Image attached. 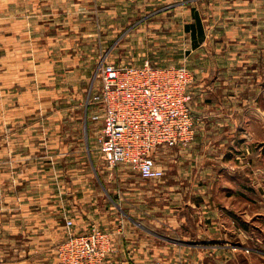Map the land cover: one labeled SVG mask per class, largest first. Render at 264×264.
Wrapping results in <instances>:
<instances>
[{
    "label": "crops",
    "instance_id": "crops-1",
    "mask_svg": "<svg viewBox=\"0 0 264 264\" xmlns=\"http://www.w3.org/2000/svg\"><path fill=\"white\" fill-rule=\"evenodd\" d=\"M213 2L209 15L225 22L205 28L204 41L190 53L196 139L185 149L162 153L166 174L159 187L139 191L138 174L117 173L128 180V193L108 197L128 212L125 222L113 216L112 206L82 204L89 190L87 104L85 127L44 122L64 112L56 99L79 97L90 77L91 57L84 54L88 23L74 10L79 4L0 0V99L12 101L0 112V195L6 203L1 262L57 264L51 248L94 224L113 235L114 251L105 264H155L160 256L167 260L162 264H183L178 246L190 234L213 244L239 234L245 248L264 259L254 238L257 230L264 238V142L254 122L264 114L257 103V84L264 81V0ZM195 14L204 20L194 10L193 21ZM221 29L225 41H214ZM68 218L74 220L71 228ZM171 252L175 262H168Z\"/></svg>",
    "mask_w": 264,
    "mask_h": 264
},
{
    "label": "rangeland",
    "instance_id": "rangeland-1",
    "mask_svg": "<svg viewBox=\"0 0 264 264\" xmlns=\"http://www.w3.org/2000/svg\"><path fill=\"white\" fill-rule=\"evenodd\" d=\"M75 4H79V9L75 8L74 10L83 14V23H88V36L86 38L89 48L84 50V54L91 57L92 65L86 66L90 77L88 82L83 83L81 86L83 91L79 93V97L72 96L70 99L68 97L56 99L57 106L60 109H65L64 112H58L57 115L48 118V120L42 117V119H45L44 122L79 123L85 127L84 116L87 104V91L90 86H92L90 89L95 90L99 84L96 79V71L102 60L107 59L108 62L136 64L147 58L159 64H183L189 67L192 65L190 62L192 38L190 33L186 31L185 26L188 22L193 21L192 13L194 10L202 13L207 31L212 30L215 23H218L216 24L218 27L219 22L224 21L213 19L209 15L211 6L216 5L215 2L210 4L209 0H74ZM220 4H223V1ZM219 32L221 34L217 36V39L213 36V40L218 42L225 41L227 36L223 35V29L219 30ZM257 90L259 93L258 106L264 107V81L257 84ZM75 102H81V104L76 105ZM8 104H12L11 99L9 101L8 99H0V112L2 107L7 108ZM47 105L50 106L48 103ZM72 107H78L79 109H73ZM262 116H258L254 122H256L259 128L260 136L258 135V138L264 142V114ZM31 118L32 116L30 118L26 116V119ZM88 123V137L90 140L88 152L89 190L86 196H82V204L89 205L94 209L104 207L109 209V206H112L115 212L113 216H117L121 220L128 222V212L126 213L124 209H120V206H116L112 202V197L119 193H128V187L125 185L128 180L118 178L117 173L130 172L132 169L123 164L113 169L109 168L102 158L99 144L95 143L100 133L101 124H94L90 120ZM83 146L85 147V145ZM168 151L169 149L162 153H168ZM83 154H86V152ZM1 170L0 163V175L2 173ZM112 172L113 176L111 177L110 174ZM160 182L162 180L153 182L137 178L136 187L139 191L151 190L159 187ZM108 195H111L112 201ZM5 205V200L3 201L0 195V218L2 213H5L1 211L2 208H5ZM259 217V215H256V221ZM250 224L253 227L254 225L258 226L253 221ZM93 227L98 226L94 224L91 228ZM261 232L264 235V230H261ZM191 236L193 235H185V240L191 243H200L201 245L192 246L181 243L182 246H178L179 262L181 260L183 264H258V260L260 259L258 256L257 260V255L255 256L252 251L245 248L246 244L242 242L239 234L230 236L228 242L214 244L204 241L198 242L199 240H203V237L199 236L198 238L193 236L194 238L191 239H194V241H192L190 239ZM111 237L113 242V235ZM169 238L177 239L173 234ZM254 238L258 242L259 248L264 249V238H261L258 230ZM66 240L55 244L51 248L56 251L57 264H65L60 254V248ZM45 246H49V244L45 243ZM173 248L175 251L176 247ZM113 251L114 244L112 245L111 253ZM176 257V253L171 252L168 262L172 260L175 262ZM164 262H167L166 258H161L160 256V259L155 264H162ZM9 263L15 264L16 261ZM263 263L264 259L261 258L259 264ZM0 264H6V262L0 261ZM27 264H31V262Z\"/></svg>",
    "mask_w": 264,
    "mask_h": 264
},
{
    "label": "built area",
    "instance_id": "built-area-1",
    "mask_svg": "<svg viewBox=\"0 0 264 264\" xmlns=\"http://www.w3.org/2000/svg\"><path fill=\"white\" fill-rule=\"evenodd\" d=\"M96 79L99 84L87 99V117L101 124L97 143L102 158L109 168L123 164L143 180H162L166 168L161 153L185 149L196 139L191 107L195 73L183 64L104 59ZM66 224L71 228L74 220L68 218ZM112 245L109 233L93 227L87 233H70L60 254L65 264H105Z\"/></svg>",
    "mask_w": 264,
    "mask_h": 264
},
{
    "label": "trees",
    "instance_id": "trees-1",
    "mask_svg": "<svg viewBox=\"0 0 264 264\" xmlns=\"http://www.w3.org/2000/svg\"><path fill=\"white\" fill-rule=\"evenodd\" d=\"M194 21L186 24L185 29L191 34L192 45H196L198 42L204 41L206 37L205 25L199 16V14L194 15ZM153 64L161 65L153 60H150ZM180 65V64H179Z\"/></svg>",
    "mask_w": 264,
    "mask_h": 264
},
{
    "label": "water",
    "instance_id": "water-1",
    "mask_svg": "<svg viewBox=\"0 0 264 264\" xmlns=\"http://www.w3.org/2000/svg\"><path fill=\"white\" fill-rule=\"evenodd\" d=\"M182 244H185V245H201L200 243H191V242H183Z\"/></svg>",
    "mask_w": 264,
    "mask_h": 264
}]
</instances>
